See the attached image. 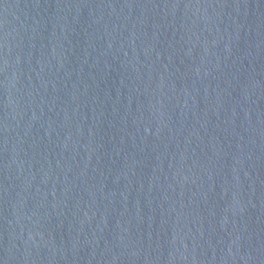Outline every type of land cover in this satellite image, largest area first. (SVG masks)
Listing matches in <instances>:
<instances>
[{
    "label": "water",
    "instance_id": "1",
    "mask_svg": "<svg viewBox=\"0 0 264 264\" xmlns=\"http://www.w3.org/2000/svg\"><path fill=\"white\" fill-rule=\"evenodd\" d=\"M0 264H264V0H0Z\"/></svg>",
    "mask_w": 264,
    "mask_h": 264
}]
</instances>
